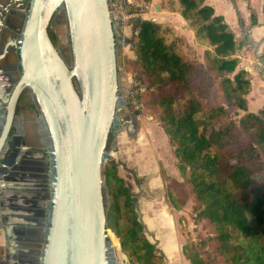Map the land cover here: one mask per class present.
I'll use <instances>...</instances> for the list:
<instances>
[{
  "label": "trees",
  "instance_id": "obj_1",
  "mask_svg": "<svg viewBox=\"0 0 264 264\" xmlns=\"http://www.w3.org/2000/svg\"><path fill=\"white\" fill-rule=\"evenodd\" d=\"M163 1L167 9L181 13L197 42L207 47L212 70V101L207 102L209 94H203L209 84L197 79L205 67L187 40L171 25L143 17L132 20L137 33L128 41L135 53L134 76L148 86V103L158 110L184 184L199 202L197 215L215 231L204 240L208 257L195 244H183V252L191 264H264V106L249 109L252 79L248 69L239 67L237 55L244 41L206 0ZM247 1L252 23L257 24L255 9ZM48 31L57 46L51 24ZM261 55L264 59V51ZM74 82L80 92L76 78ZM227 106L241 111L238 119ZM114 124L107 150L115 139ZM120 165L123 162L108 155L103 168L106 228L119 237L133 264H168L157 242L146 235L137 198ZM169 197L177 207L179 196L170 188Z\"/></svg>",
  "mask_w": 264,
  "mask_h": 264
},
{
  "label": "water",
  "instance_id": "obj_2",
  "mask_svg": "<svg viewBox=\"0 0 264 264\" xmlns=\"http://www.w3.org/2000/svg\"><path fill=\"white\" fill-rule=\"evenodd\" d=\"M61 7L69 27L71 64L48 31ZM118 38L108 0H29L19 46L23 75L9 104L0 157L28 96H35L32 101L50 131L54 153L53 214L41 264H119L126 259L108 237L103 199V164L111 155L107 140L118 102L125 104ZM146 235L152 237L148 230Z\"/></svg>",
  "mask_w": 264,
  "mask_h": 264
},
{
  "label": "flooded vegetation",
  "instance_id": "obj_3",
  "mask_svg": "<svg viewBox=\"0 0 264 264\" xmlns=\"http://www.w3.org/2000/svg\"><path fill=\"white\" fill-rule=\"evenodd\" d=\"M28 4L23 0L9 11L4 22L12 29L0 32V137L23 75L19 46ZM32 99L28 96L16 117L0 157V264H41L44 243L49 242L54 153L50 131ZM122 122L116 117L114 125Z\"/></svg>",
  "mask_w": 264,
  "mask_h": 264
},
{
  "label": "rangeland",
  "instance_id": "obj_4",
  "mask_svg": "<svg viewBox=\"0 0 264 264\" xmlns=\"http://www.w3.org/2000/svg\"><path fill=\"white\" fill-rule=\"evenodd\" d=\"M142 1H144L148 5L146 12H148L147 14H149V15H152V14L156 13L157 11H162V14H168V16L170 14H175V16H178L179 18H184L179 11H173V10L167 9L164 5L165 3L163 0H158L155 2H153V0H142ZM157 6H159V7H157ZM250 11L251 10H249V12ZM164 20H167V19H164ZM185 22H186V20H185ZM169 23L170 22L164 23V24L171 25L180 37H183L187 40V42L195 49L197 60L200 62V64L202 66L205 67V68H202L203 71L199 70L200 75L198 76L197 79H198V81H200L201 84H204V83L209 84L208 93L203 94V95L207 96L209 94L206 101L207 102L212 101V70H210L207 66V60H206V55H205V50L207 47L205 45L199 44L197 42V40H196V45L192 44L188 40L187 36L180 34L178 32V30L175 28V26L172 24H169ZM186 25H187V22H186ZM51 29L58 35L59 40L57 42V48L60 50V53L63 55V57L65 58L67 63L71 64L72 63V56H71V45H70V37H69V27H68L66 12H65V9L63 7L60 8V10L57 12L55 18L52 20ZM190 29H192V28H190ZM136 33H137V29H135L134 26H132V32L131 31L124 32L125 35H123L122 32H118L119 38H118V41L116 43V46H117L118 71L120 72L119 83H120V90L121 91H124L126 89V86L128 84V81H129V76H133L136 81H139L134 76L136 74V72H135L136 69L131 62V60L135 58V53L133 55H130V50L132 48V44L128 41V40L132 39L136 35ZM195 39H196V37H195ZM198 48H200L201 51H199ZM132 50H133V48H132ZM240 62H242V61H240ZM239 67L242 68V66H240V64H239ZM261 76L264 79V75L261 74ZM141 83H143V82H141ZM143 84H145V83H143ZM148 91H149V89L147 86V91L143 97V99H144V115H146L144 120L146 122H148V117L152 116V118L150 119V121L151 120L152 121L150 123L152 125H154L155 128L157 130H159V133H160L163 131V128H161L162 125H161L160 120H159L158 110L155 107L150 106V104L148 103V98L150 99L149 95H147ZM252 105L254 106V103ZM124 108L130 114L134 115L135 117L137 116L136 112H134L130 107H125V105H124ZM118 109H122V101L118 102ZM227 109H228V111L231 112V114L234 118H237V119L239 118L238 113L240 110H238L236 106H227ZM119 111H120L119 112L120 114L119 115H117L118 113L116 114V117H118V122H120L124 119V114L122 115L121 110H119ZM118 125L119 124H117V126H116L115 139H114V142L112 143V147L109 149V152L111 153V156L115 157L117 160L124 163V165H120V168H119L120 174H123L124 171H127L128 169H133L127 165L125 156L122 153V151H124V150H122V148L128 146L131 139H129L127 134L125 137L122 136V133H121V127L122 126L118 127ZM158 137H160V136H158ZM146 139H147L146 136H143L138 141L137 146H147L148 142H146ZM153 140H154V138H152V141ZM166 141H167V135H166ZM156 143L158 146H160L163 153H162V158H159V160L157 162V167H156V170L158 172L157 175L159 176V181L155 187L158 188L157 189L158 191L156 193H160V196L157 198L153 197L152 201H154V203H156L158 205H161V206L164 205L167 208L168 212L170 213V215L173 219L174 225L176 227V233H177L178 239L181 242V245H182L181 247H183V244H185V243L195 244L196 246H198L200 248L201 252L206 257H208L207 249L209 248V245L204 244L205 243L204 240H208L209 237L215 233L213 226L210 223H208L205 219H203L197 215L196 207L199 205V202L195 198L194 193L190 189L189 185L184 184L185 176H184V174H182L179 171V169L177 167L176 158L173 154L171 144L170 143L166 144V142L162 143L160 141V139L157 140ZM104 164H105V162H104ZM104 164H103V168H104ZM137 177L141 179L140 183H139ZM126 182H127V180H126ZM131 183L134 186V190L131 187V189L133 190V193L137 194L136 195L137 208L140 212V203L145 197L144 196V194L146 193L145 190L150 189V187L148 185V178L141 177L139 175L138 176L133 175V177L131 178ZM127 184H128V182H127ZM169 188L179 196V199L177 201V204H178L177 207L174 206L170 201ZM166 208L159 209V211H160V213H162L161 217H162L164 223L167 224V226H169V225H172V219L169 216ZM164 214H166V216ZM144 220L149 225L151 224V226L154 223L152 218H150L148 216H145ZM107 232L109 234L108 237L110 239V242H113V240H114L116 242V246L118 248H120V250L122 252V258L124 257V258L129 260V258L127 257L125 252L122 250V247L120 246L119 237L110 228L107 229ZM114 237L118 238V244H117V240L114 239ZM210 248H212V245L210 246ZM186 259L189 261V259L187 257H186ZM215 264H219V261H217V263H215Z\"/></svg>",
  "mask_w": 264,
  "mask_h": 264
},
{
  "label": "crops",
  "instance_id": "obj_5",
  "mask_svg": "<svg viewBox=\"0 0 264 264\" xmlns=\"http://www.w3.org/2000/svg\"><path fill=\"white\" fill-rule=\"evenodd\" d=\"M155 1L158 0H153V2ZM22 2L23 0H0V32L11 31L12 27L6 24L4 19L13 8L21 7ZM206 2L213 5L216 12L222 13L225 16L226 20L235 31L236 37L244 41L243 46L237 52L240 61L245 64L252 63L256 59V56L264 51V0H251L258 19L257 24L252 23L247 0H206ZM148 15L149 14H146L143 18H149L163 23L170 22L169 24L174 25L180 34L187 36L188 40L196 45L194 31L186 25L184 18H179L175 16V14H170L168 16V14H162V11H157L152 15ZM16 22H19L18 18H16ZM198 49L201 51L200 48ZM133 54L134 51L131 48L130 55ZM250 76L252 79V89L248 93V105L250 110H258L260 107L264 106V79L258 71H250ZM253 103L254 106L252 105ZM119 110H121L122 115L124 114V119L122 120L124 123L122 122L121 125L122 136L125 137L127 134L129 139H131L129 145L122 148V150H124L122 153L125 156L127 165L133 168L135 172L134 174L127 170L124 171L122 175L133 190L134 186L131 183L133 175L148 178L150 189L145 190V197L140 203V214L142 220L146 224V230L152 234L150 239L161 246L160 248L165 253L168 264H190L183 253L181 242L176 233V227L167 208L164 205L161 206L152 201L153 197L157 198L160 196V193H156L158 188L155 187L159 181L156 167L163 153L156 142L160 139L162 143L166 142V144H169L168 136L166 141L167 134L164 133V130V132L162 131L159 133V130L150 123L152 121H150V117H148V122H146L144 118L140 119L127 112L123 102L122 109H118L117 115L120 114ZM143 136H146L148 145L137 146L138 141ZM151 137L154 138L153 141ZM137 179L140 183L141 179L138 177ZM136 195L137 194L134 193V196ZM162 208H166L172 219V225L167 226V224L164 223L161 217L162 213L159 211V209ZM164 215L166 216V214ZM145 216L152 218L154 222L152 226L144 220ZM115 239L118 244V238L115 237ZM114 245H116V242Z\"/></svg>",
  "mask_w": 264,
  "mask_h": 264
},
{
  "label": "built area",
  "instance_id": "obj_6",
  "mask_svg": "<svg viewBox=\"0 0 264 264\" xmlns=\"http://www.w3.org/2000/svg\"><path fill=\"white\" fill-rule=\"evenodd\" d=\"M108 5L111 12V17L117 28L118 32H132V20L136 17H144L148 5L142 0H108ZM124 38V37H123ZM242 68L249 71H258L264 75V59L259 53L256 59L249 64L243 62L239 63ZM147 91V85L136 81L133 76H129V81L126 89L123 91L125 98V107H130L138 118L143 119L144 115V94ZM113 243V242H112ZM119 264H132L128 259L121 260Z\"/></svg>",
  "mask_w": 264,
  "mask_h": 264
},
{
  "label": "bare ground",
  "instance_id": "obj_7",
  "mask_svg": "<svg viewBox=\"0 0 264 264\" xmlns=\"http://www.w3.org/2000/svg\"><path fill=\"white\" fill-rule=\"evenodd\" d=\"M113 244H115L114 240H113Z\"/></svg>",
  "mask_w": 264,
  "mask_h": 264
}]
</instances>
